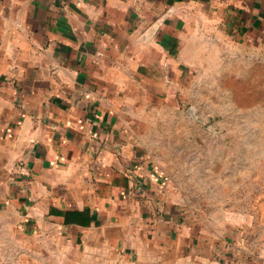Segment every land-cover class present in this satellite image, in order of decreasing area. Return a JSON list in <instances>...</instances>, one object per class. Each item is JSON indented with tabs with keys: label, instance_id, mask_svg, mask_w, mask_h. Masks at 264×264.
I'll return each mask as SVG.
<instances>
[{
	"label": "crops",
	"instance_id": "1",
	"mask_svg": "<svg viewBox=\"0 0 264 264\" xmlns=\"http://www.w3.org/2000/svg\"><path fill=\"white\" fill-rule=\"evenodd\" d=\"M201 18L264 41V0H0V264H258L165 200L144 145Z\"/></svg>",
	"mask_w": 264,
	"mask_h": 264
},
{
	"label": "rangeland",
	"instance_id": "2",
	"mask_svg": "<svg viewBox=\"0 0 264 264\" xmlns=\"http://www.w3.org/2000/svg\"><path fill=\"white\" fill-rule=\"evenodd\" d=\"M253 44L199 19L175 100L139 115L165 200L211 243L264 264V41Z\"/></svg>",
	"mask_w": 264,
	"mask_h": 264
}]
</instances>
